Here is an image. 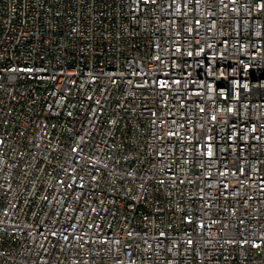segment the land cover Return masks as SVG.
Here are the masks:
<instances>
[{"label": "built area", "instance_id": "2783aa9c", "mask_svg": "<svg viewBox=\"0 0 264 264\" xmlns=\"http://www.w3.org/2000/svg\"><path fill=\"white\" fill-rule=\"evenodd\" d=\"M0 264H264V0H0Z\"/></svg>", "mask_w": 264, "mask_h": 264}]
</instances>
